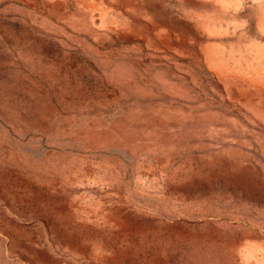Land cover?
<instances>
[{
  "label": "rangeland",
  "instance_id": "obj_1",
  "mask_svg": "<svg viewBox=\"0 0 264 264\" xmlns=\"http://www.w3.org/2000/svg\"><path fill=\"white\" fill-rule=\"evenodd\" d=\"M235 222L264 227V0H0V264H234Z\"/></svg>",
  "mask_w": 264,
  "mask_h": 264
},
{
  "label": "crops",
  "instance_id": "obj_2",
  "mask_svg": "<svg viewBox=\"0 0 264 264\" xmlns=\"http://www.w3.org/2000/svg\"><path fill=\"white\" fill-rule=\"evenodd\" d=\"M215 222L222 223L223 219L216 218ZM234 224L238 226L239 222ZM236 229L237 231L231 239H228L229 237L227 236L231 235L230 232L223 237H219L220 228L218 227L208 229V231H211L210 234L213 232V235H217L211 238L221 244L225 242L234 243L233 246L237 256L236 261L233 262L234 264H264V227L241 222Z\"/></svg>",
  "mask_w": 264,
  "mask_h": 264
}]
</instances>
